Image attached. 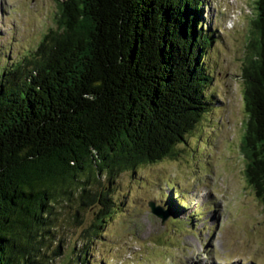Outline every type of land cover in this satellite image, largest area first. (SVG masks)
<instances>
[{"label":"trees","instance_id":"16d2710c","mask_svg":"<svg viewBox=\"0 0 264 264\" xmlns=\"http://www.w3.org/2000/svg\"><path fill=\"white\" fill-rule=\"evenodd\" d=\"M56 2V27L0 71V264H46L61 200L98 204V233L112 207L93 189L100 174L111 182L174 155L213 103L206 0ZM256 3L242 153L264 205V0ZM71 256L66 264L88 262Z\"/></svg>","mask_w":264,"mask_h":264},{"label":"rangeland","instance_id":"374dc122","mask_svg":"<svg viewBox=\"0 0 264 264\" xmlns=\"http://www.w3.org/2000/svg\"><path fill=\"white\" fill-rule=\"evenodd\" d=\"M58 9L56 0H0V71L56 27ZM203 9L204 27H212L204 56L212 106L174 155L111 182L100 174L93 189L104 190L112 207L98 233V204H56L46 264H66L82 252L86 264H264V205L247 180L242 153V70L254 54L257 3L206 0ZM150 201L172 210L165 224Z\"/></svg>","mask_w":264,"mask_h":264},{"label":"water","instance_id":"95a60500","mask_svg":"<svg viewBox=\"0 0 264 264\" xmlns=\"http://www.w3.org/2000/svg\"><path fill=\"white\" fill-rule=\"evenodd\" d=\"M149 206L151 211L162 219V223L165 224L168 218L170 217L171 213L168 210H165L162 206L157 205L155 201H150Z\"/></svg>","mask_w":264,"mask_h":264},{"label":"bare ground","instance_id":"6f19581e","mask_svg":"<svg viewBox=\"0 0 264 264\" xmlns=\"http://www.w3.org/2000/svg\"><path fill=\"white\" fill-rule=\"evenodd\" d=\"M200 264H202V263H200Z\"/></svg>","mask_w":264,"mask_h":264}]
</instances>
